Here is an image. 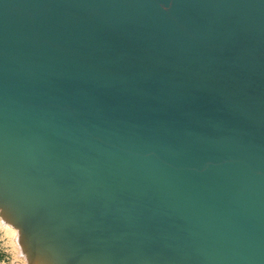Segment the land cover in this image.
<instances>
[{
    "label": "bare ground",
    "instance_id": "6f19581e",
    "mask_svg": "<svg viewBox=\"0 0 264 264\" xmlns=\"http://www.w3.org/2000/svg\"><path fill=\"white\" fill-rule=\"evenodd\" d=\"M0 223L30 264H264V0H0Z\"/></svg>",
    "mask_w": 264,
    "mask_h": 264
},
{
    "label": "rangeland",
    "instance_id": "374dc122",
    "mask_svg": "<svg viewBox=\"0 0 264 264\" xmlns=\"http://www.w3.org/2000/svg\"><path fill=\"white\" fill-rule=\"evenodd\" d=\"M16 238L15 233L6 230L0 223V264H30L20 252Z\"/></svg>",
    "mask_w": 264,
    "mask_h": 264
}]
</instances>
